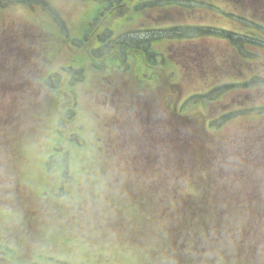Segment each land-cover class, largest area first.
Segmentation results:
<instances>
[{
  "label": "rangeland",
  "instance_id": "obj_1",
  "mask_svg": "<svg viewBox=\"0 0 264 264\" xmlns=\"http://www.w3.org/2000/svg\"><path fill=\"white\" fill-rule=\"evenodd\" d=\"M123 1L0 0V264H184V244L191 264H264V20L236 19V0ZM152 38L191 101L190 133L118 44ZM224 115L218 131L199 123ZM149 125L167 143L155 164L132 145ZM196 188L210 205L193 228L154 206Z\"/></svg>",
  "mask_w": 264,
  "mask_h": 264
},
{
  "label": "trees",
  "instance_id": "obj_2",
  "mask_svg": "<svg viewBox=\"0 0 264 264\" xmlns=\"http://www.w3.org/2000/svg\"><path fill=\"white\" fill-rule=\"evenodd\" d=\"M123 3H124V5H126L127 1L125 0V1H123ZM175 37L176 36L172 35L170 37V39L173 40ZM178 37L185 39V40L189 39L188 36H186L184 34H182ZM246 37L247 36H236V47H237L238 51L244 50V48L246 47L243 45L244 42L245 43H252L251 41L246 40L245 39ZM166 38H168V37L166 36ZM159 40H160L159 38H152L151 40L147 41L146 45H142V46H140V44H136V46H135V44H133V42L132 43L129 42V41H132L130 39L124 40L123 42L118 43V44L122 46V48L124 50V51L122 50L123 54H124V56L125 55L127 56V60L129 58L128 57L129 56L128 51L131 52L130 56H131V59L133 58V64H136V66H137L135 77H137L139 75L140 77L144 78L145 80L152 81V83H150V84H146L144 82L138 83L141 90H143V93L146 96L147 95L153 96L155 93L159 92V94H158V97L160 96V98H158L159 100L162 99V97L165 95L169 96V93H170V97H167L168 102L169 101L171 102V107L168 108V111L171 112V115H172V117H174V119L179 121V126L177 127L178 133H190L189 129L191 127H189L187 124L191 122L190 118L192 120H196V119L194 116L184 114V112L186 111V108H187L186 106L191 101H190V99L184 100L183 93H182V91H180V86L178 84H176V82L172 79L171 76L169 77L168 70L170 68V65L167 63L165 57L163 55H161L159 53V51H157V48H158L157 42ZM133 50L138 51L139 52L138 55H133V52H132ZM158 57L160 58L159 60H158ZM243 59L248 60V58L246 56H244ZM127 60L125 59L122 61L123 65L126 64V66H129L130 63L128 64ZM119 67L120 66L117 64V61L115 60L110 64L109 69L114 74H117L120 76ZM140 69H143L144 72L142 73ZM55 77H56V75L53 78H51V81L47 82L46 85L48 86V85H51V83H54ZM58 98H59V100H61L60 97H58ZM195 98H197V97H195ZM197 99H199V101L203 104L207 101V97L204 95L199 96ZM172 102H174L175 105L172 104ZM239 113L236 112V114H238V115H236L234 117L235 119H237L239 116L242 117V116L248 115V114H243V113L239 114ZM257 114H259V113H257ZM262 114H264V112H262L261 115ZM227 117H228L227 115H224L223 117L219 118L218 121L220 123L215 121L216 123L212 122V123H209L207 125L208 122H206L205 120H199V123L201 125H203L205 128H211L213 130L218 131L221 129V126L219 124H221V122L225 121L227 119ZM148 118H150V117H148ZM144 119L147 120V116H145ZM151 121L156 122L157 117L155 115H151ZM149 127H152L150 132L148 130H144L143 137H142V134H141L142 131H141L138 134L136 140L134 141V143L132 145H133L134 152L137 153L138 155L142 156L148 164H155V163L150 162V160L152 158L160 157L162 155L161 148H165V146H167V143H166V139L164 138V131L163 130L156 128V126H153V125H149ZM174 132H176V130H174ZM170 141H171V139H170ZM169 146H171V145H169ZM50 175L53 176L52 174H50ZM52 182H54V180L52 178H50V180L47 183H51V186H53ZM57 182H58V180H57ZM56 187H57V185L56 186L54 185L52 188H50V191L48 190L50 194L48 193V195L45 196L47 204L53 203L54 198H56V196L58 194L55 191ZM198 188H199V186H198ZM136 189H137V186L135 185V190ZM197 190L198 189L196 188V189L192 190L190 193H187L186 195H184L185 196L184 202H182L181 204H178L176 207L174 206V204H172L171 197L175 196L172 191L170 192V194L168 192V197L170 198L169 201L171 202V204L166 205L165 207H163V205H154V206L158 207L160 209L161 208H164V209L169 208L170 210L175 209L178 212L185 209L186 210V216H185L186 220L189 221L193 227V223H192L193 216L197 219L196 222L200 224L203 221L202 217L204 216V214H206L205 212L209 211V205H210L206 201H204L203 199H198V200L193 199L194 197L196 198L195 193ZM51 191H53V192H51ZM157 192L159 194L158 198L162 197L165 194L164 190H161V189ZM204 195H205V190H202L201 197ZM197 197H199V195ZM29 199L30 198H28L25 202H21L18 197H12V202H13L14 206H15V204H19L18 201H20V204L22 203L24 205V207L27 205H30V207H31V203L33 201H31V203L29 204L28 203ZM42 201L44 202V199ZM224 204L227 205L226 202H224ZM35 206L39 207V204L37 203ZM150 206L151 205H149V206L144 205L143 208L147 210V209H149ZM48 215L51 216L49 213H48ZM173 216H175V219H176V221L174 223H181L182 222V220H183L182 215L175 214ZM171 217L172 216H170V219H171ZM27 219L28 218H25L24 216H22V218H21L22 221H27Z\"/></svg>",
  "mask_w": 264,
  "mask_h": 264
},
{
  "label": "flooded vegetation",
  "instance_id": "obj_3",
  "mask_svg": "<svg viewBox=\"0 0 264 264\" xmlns=\"http://www.w3.org/2000/svg\"><path fill=\"white\" fill-rule=\"evenodd\" d=\"M236 9L239 10L236 19L264 20V0H236Z\"/></svg>",
  "mask_w": 264,
  "mask_h": 264
}]
</instances>
